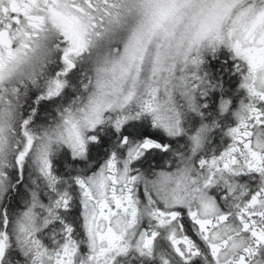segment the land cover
I'll list each match as a JSON object with an SVG mask.
<instances>
[{
	"label": "snow or ice",
	"instance_id": "snow-or-ice-1",
	"mask_svg": "<svg viewBox=\"0 0 264 264\" xmlns=\"http://www.w3.org/2000/svg\"><path fill=\"white\" fill-rule=\"evenodd\" d=\"M0 264H264V0H0Z\"/></svg>",
	"mask_w": 264,
	"mask_h": 264
},
{
	"label": "flooded vegetation",
	"instance_id": "flooded-vegetation-1",
	"mask_svg": "<svg viewBox=\"0 0 264 264\" xmlns=\"http://www.w3.org/2000/svg\"><path fill=\"white\" fill-rule=\"evenodd\" d=\"M221 61L223 62L225 60L224 57H220ZM220 127L218 128L219 134L217 135L214 143H216L215 146L210 145L209 138L205 142V150L204 154H217L219 151L223 150V147L226 146V144L229 142V137L225 134V123L220 122ZM214 139V138H213ZM212 139V140H213ZM183 150V149H181ZM238 183H244L246 186L251 185L254 183L253 180L247 179L245 177H236L235 178ZM210 194H213L219 203H223V198L225 197L226 190L221 185H214L210 190ZM138 196L141 198L142 201L146 200V198L143 195V188L141 187L138 191ZM146 223V221H144Z\"/></svg>",
	"mask_w": 264,
	"mask_h": 264
},
{
	"label": "rangeland",
	"instance_id": "rangeland-1",
	"mask_svg": "<svg viewBox=\"0 0 264 264\" xmlns=\"http://www.w3.org/2000/svg\"><path fill=\"white\" fill-rule=\"evenodd\" d=\"M218 123H219V122H218ZM218 134H219V132H218V128H217V129L215 130V134H214L213 136H210V137H209V142H210V144H211L212 139L214 138L213 140H215Z\"/></svg>",
	"mask_w": 264,
	"mask_h": 264
},
{
	"label": "bare ground",
	"instance_id": "bare-ground-1",
	"mask_svg": "<svg viewBox=\"0 0 264 264\" xmlns=\"http://www.w3.org/2000/svg\"><path fill=\"white\" fill-rule=\"evenodd\" d=\"M214 141H215V140H212L210 145H213V146H215V145H216V143H214Z\"/></svg>",
	"mask_w": 264,
	"mask_h": 264
},
{
	"label": "trees",
	"instance_id": "trees-1",
	"mask_svg": "<svg viewBox=\"0 0 264 264\" xmlns=\"http://www.w3.org/2000/svg\"><path fill=\"white\" fill-rule=\"evenodd\" d=\"M212 136H213V135H212ZM70 219H73V220H74V218H71V217H70ZM74 227H75V222H74Z\"/></svg>",
	"mask_w": 264,
	"mask_h": 264
}]
</instances>
